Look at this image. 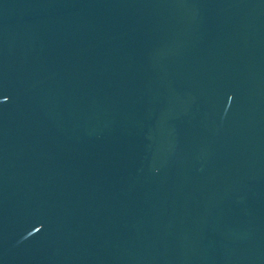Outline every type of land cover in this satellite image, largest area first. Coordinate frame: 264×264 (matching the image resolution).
Listing matches in <instances>:
<instances>
[{
	"label": "water",
	"instance_id": "1",
	"mask_svg": "<svg viewBox=\"0 0 264 264\" xmlns=\"http://www.w3.org/2000/svg\"><path fill=\"white\" fill-rule=\"evenodd\" d=\"M0 264H264V0H0Z\"/></svg>",
	"mask_w": 264,
	"mask_h": 264
}]
</instances>
